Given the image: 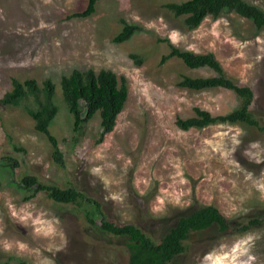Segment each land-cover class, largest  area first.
I'll list each match as a JSON object with an SVG mask.
<instances>
[{"label": "rangeland", "instance_id": "obj_1", "mask_svg": "<svg viewBox=\"0 0 264 264\" xmlns=\"http://www.w3.org/2000/svg\"><path fill=\"white\" fill-rule=\"evenodd\" d=\"M181 1L98 0L89 16L69 17L88 0H0V264L129 261L125 237L85 220L82 210L90 206L56 202L46 191L25 199L29 191L21 179L27 174L61 188L71 184L95 198L104 214L97 215L98 225L102 217L117 225L134 223L155 239L180 215L202 205H214L234 226L263 218L264 27L226 12L190 29L164 7ZM245 1L264 10V0ZM121 19L139 30L115 43ZM165 40L181 50L212 52L227 77L252 90L249 109L262 128L240 122L179 128L176 119L194 116V107L216 116L240 101L220 87L179 86L182 75L215 72L191 69L176 57L161 64L169 51ZM88 68L110 69L118 79L124 76L128 87L113 130L99 143V113L76 133L60 91L62 75ZM13 78L35 79L39 87L47 78L55 83L52 102L58 112L49 130L63 165L54 160L51 143L27 111L37 107L34 97L18 105L1 102ZM38 96L44 98L41 92ZM6 156L17 165L5 166ZM185 245L166 264H264V219L242 232L217 226L191 232Z\"/></svg>", "mask_w": 264, "mask_h": 264}, {"label": "trees", "instance_id": "obj_2", "mask_svg": "<svg viewBox=\"0 0 264 264\" xmlns=\"http://www.w3.org/2000/svg\"><path fill=\"white\" fill-rule=\"evenodd\" d=\"M97 1L88 0L83 10L74 12L69 17L89 16L95 11ZM164 7L174 16L183 17L185 24L190 29L199 26L207 16L217 18L226 12H235L252 20L257 29L264 27V10L245 0H184L165 3ZM121 22L123 24L121 30L112 39L115 43L127 41L139 30L137 25L129 24L124 19H121ZM165 41L169 51L161 56V64L172 57H176L191 69L207 67L215 72L214 75L205 77L182 75L177 82L179 86L197 91L220 87L233 91L240 101L237 108L226 114L216 116L208 110L194 107V116L176 119V125L179 128L188 130L217 122H240L262 128L249 109L253 100L252 90L248 86L236 84L227 77L223 67L212 52L198 54L189 50H181L168 40ZM59 83L62 99L73 120V130L76 133H81L84 124L91 120L96 113H99L101 132L97 142H102L106 134L113 130L118 114L122 111L127 99L128 87L125 77L121 76L118 79L117 75L110 69H101L98 72L93 68L83 71L74 69L68 75H62ZM55 89V83L49 78L44 80L42 87L38 86L35 79L21 81L13 78L12 89L4 94L1 102L18 105L29 95L34 97L37 107H28L27 111L35 122V129L44 133L51 143L54 160L63 165V153L59 149L56 137L49 130V126L58 112V107L52 102ZM39 92L43 94L42 100L39 99ZM81 102H83V108ZM3 160L5 166L10 168L17 165V161L10 157H3ZM21 183L23 188L29 191L25 199H31L39 191H46L47 195L56 202L72 203L79 207L90 206V208L84 207L82 212L85 220L92 228L126 238L125 243L129 251L128 264H166L176 255L185 251V241L191 232L201 231L211 226H217L220 231L236 230L242 232L252 226L260 225L264 219L263 214V218H250L244 224L234 226L214 205H202L188 214L180 215L175 224L161 238L155 239L143 232L134 223L117 225L102 217L101 224L98 225L95 221L97 215H104L101 203L71 184L61 188L41 181L37 176L31 174L22 177Z\"/></svg>", "mask_w": 264, "mask_h": 264}, {"label": "clouds", "instance_id": "obj_3", "mask_svg": "<svg viewBox=\"0 0 264 264\" xmlns=\"http://www.w3.org/2000/svg\"><path fill=\"white\" fill-rule=\"evenodd\" d=\"M253 146H255V145H253ZM93 172H99V169H94ZM141 194H142V193H141ZM160 203L162 204V201H161ZM36 222H39V221H36ZM8 247H10V245L5 244V248L7 249ZM19 247H20L21 249H23V248H25L26 246H25L24 244H20Z\"/></svg>", "mask_w": 264, "mask_h": 264}]
</instances>
